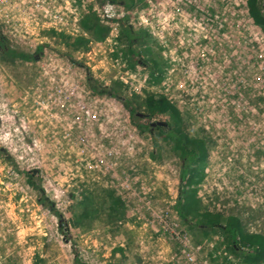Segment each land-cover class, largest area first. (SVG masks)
<instances>
[{"label": "rangeland", "instance_id": "374dc122", "mask_svg": "<svg viewBox=\"0 0 264 264\" xmlns=\"http://www.w3.org/2000/svg\"><path fill=\"white\" fill-rule=\"evenodd\" d=\"M45 1L46 26L60 18L72 28L75 16L80 25L93 15L108 33L103 41L84 30L46 33L45 48L30 61L0 50V264H76L75 255L81 264H246L239 252L248 247L236 254L219 229L208 235L179 216L187 191L180 161L160 132L146 129L169 119L145 117L140 107L147 93L167 94L185 133L207 145V159L192 165L205 170L190 196L212 213L237 217L245 232L264 235V38L246 0H208L209 17L187 8L180 15L169 7L175 0H134L132 8L117 1L112 20L98 12L113 5L108 0ZM121 24L145 39L129 47ZM203 36L198 53L219 93L185 96L182 67L171 59L187 51L200 66L187 40ZM77 38L88 46L71 48ZM147 47L163 68L157 85ZM234 73L238 81L224 85ZM89 77L104 87L121 83L123 102L93 90ZM126 102L140 116H131ZM107 190L125 204L118 220L108 214ZM85 197L94 209L88 218L80 216Z\"/></svg>", "mask_w": 264, "mask_h": 264}, {"label": "trees", "instance_id": "16d2710c", "mask_svg": "<svg viewBox=\"0 0 264 264\" xmlns=\"http://www.w3.org/2000/svg\"><path fill=\"white\" fill-rule=\"evenodd\" d=\"M110 2H121L127 8H132L135 4L134 0H109ZM247 9L250 18L253 20L254 24L264 33V11L261 5V0H246ZM82 30L88 32L91 39L95 41H103L106 34L108 33L107 28L99 26L98 22L94 19L93 15L84 17L80 22ZM121 32L128 43L129 47H132L134 43L139 40L145 39L144 36H138L132 27H128L125 24H121ZM61 38H64L60 35ZM147 40L149 36L147 35ZM70 39V38H64ZM89 40L84 38H77L73 41L70 46L71 48H76L79 46H88ZM0 50L6 58L19 59L23 61L36 60L39 54L42 52V48L39 47L34 54H25L18 50L9 48L7 42L1 38L0 40ZM130 53L132 51L130 50ZM145 55L148 57V61L151 64L149 66L150 80L156 84L160 83L163 68L159 57H154L152 50L147 47L144 51ZM136 63V62H134ZM146 64V61L142 62ZM131 66V64H130ZM133 68V66H131ZM158 75V76H156ZM88 83H93L92 89L96 90L99 94H105L110 98L119 100L123 102V97L121 96L122 84L114 82L108 87L98 85L97 82L89 77ZM136 101L139 104L140 97H136ZM131 116L136 112L135 108L131 107L129 102L125 103ZM141 108L145 107V111L148 117H158L166 116L169 121H166L169 130H171L167 135L164 136V140H170L167 142L173 143V150L180 156L183 160L184 169L181 172V181L186 182V186L191 188L197 186L202 180L204 175V170H193L191 173L188 168V163L192 165L200 160H205L206 153L203 148L204 141L197 138L191 139L186 133H184V121L181 113L175 108V106L168 101V99L163 94H153L147 93L145 98L141 101ZM160 129V128H158ZM164 132L163 129H160ZM164 135V134H162ZM161 136V135H160ZM185 191V201L183 206L181 205V193L177 206V212L179 216L188 222L195 220L200 229L208 234L209 231L214 229H219L224 237V243L229 245L230 250L236 254L240 251V247H248L246 252H239V255L243 258L246 264H261L264 263V235L262 234H250L244 231V226L241 220L237 217L229 216L225 217L219 213H212L205 209L201 203L190 196V191ZM107 211L109 216L113 219L118 220L124 214L125 204L117 197L112 191L107 190L105 192ZM92 198L85 197L82 206L83 211L80 213L81 217H91L94 209L91 208ZM53 207V205L51 206ZM54 215L59 216L55 210ZM60 217V216H59ZM209 235V234H208ZM76 264H81L75 255Z\"/></svg>", "mask_w": 264, "mask_h": 264}, {"label": "built area", "instance_id": "2783aa9c", "mask_svg": "<svg viewBox=\"0 0 264 264\" xmlns=\"http://www.w3.org/2000/svg\"><path fill=\"white\" fill-rule=\"evenodd\" d=\"M207 1L208 0H175V3H177L178 6H174V4L171 3L169 7L175 12L181 11L180 15L184 14L185 10L183 9L187 8L189 10L188 15L191 16L201 15V16L209 17V14L205 9ZM45 4H46L45 0H0V38H2L1 36H3L6 39V41L9 42L10 46L16 49L34 50L39 47L45 48L44 43L46 41V33H54V34L61 33V32H57V31H61L59 30V28H52V26L50 25L46 26L45 20L41 18L42 13L44 12L46 13ZM115 6H116L115 4L110 5L107 3V5L101 6V10H99L98 12L103 11L106 14V17L112 20L111 11L115 13V11L112 10ZM96 9H100V8H96ZM120 10H121L120 17H124L127 12L125 13L124 12L125 9L123 8H120ZM245 10L247 15H249L246 3H245ZM134 12L136 11H133V13ZM215 18H218V16L215 15ZM77 19H78L77 16H75L73 20L74 23L71 24L72 28H70V26L67 25L68 28L67 32L74 33L78 31H82L79 33L83 35L85 32L82 30L81 26L77 23ZM201 20H203V18H201ZM54 22H66V21L60 18L59 19L53 18V23ZM251 22L254 24L252 19ZM237 27H239V25H237ZM47 35L50 36L49 34ZM73 35L74 34H71V37H73ZM110 35L112 38V34ZM262 35L263 36L261 38L263 39L264 33ZM204 39H207V37L203 36V38H199V39L194 38V42H191V39L187 40V45L195 49V50H191V52L199 56L201 63L200 66H198L197 63L193 64V61L191 59H188L187 51H185L183 55H181V57L177 59L174 58L171 59V61H175L177 65L182 67L180 71H181V75L183 76V80L185 81L180 82L178 86L181 87V90L183 91V94L185 96H189V97L197 96L203 98L206 96H213L219 93L217 88L214 87L215 82H212L210 70H208L206 67V65L208 64L207 61L203 59L202 56L198 53L199 43L204 42ZM255 41H257L258 43V38H255ZM263 64H264V60H263ZM261 67L264 69L263 66ZM227 75L228 76L225 79L224 85L229 86V80H231L232 78H234L235 81H238V78L235 77L236 73H234L233 76L230 74ZM147 79H148L147 77H144L143 79L144 82ZM241 81L243 83L244 80ZM153 87L154 86H151V88ZM164 95L167 96V94ZM236 95L239 96L240 93H236ZM188 106H189L188 108L189 113L195 114L196 110L193 107L194 104H192L189 101L187 103V107Z\"/></svg>", "mask_w": 264, "mask_h": 264}, {"label": "flooded vegetation", "instance_id": "af4514ba", "mask_svg": "<svg viewBox=\"0 0 264 264\" xmlns=\"http://www.w3.org/2000/svg\"><path fill=\"white\" fill-rule=\"evenodd\" d=\"M144 110H145V107L143 108ZM140 116L137 112H135L134 113V116ZM145 117H148L147 116V114H145L144 115ZM157 122H160V121H157ZM151 123H154V122H149L148 123V125H147V131H148V133L149 134H154L155 132H160L161 133V136H160V142H164V143H167V144H170V148L172 149V152L175 154V156L177 157V159L180 161V175H181V172L183 171V169H184V165H183V160L182 159H180V156L177 154V153H175V151L173 150V143L172 142H167V141H170V140H164L163 138H164V136L165 135H167L171 130H169V127L167 126V124H166V126H160V125H156L155 127H151L150 126V124ZM156 123V122H155ZM185 127H186V124L184 123V133H185ZM158 128H160V129H163L164 130V132H162L160 129H158ZM162 134H164V135H162ZM187 135V134H186ZM189 138H191V139H194V137L193 136H189V135H187ZM206 147H207V145H203V148L205 149V153H206ZM207 158L205 157V160H206ZM188 168L190 169V171H191V173L193 172V170H195V168L194 167H192V164L189 162L188 163ZM180 182L181 183H183V181H181V178H180ZM185 189L186 190H189L190 189V187H188V186H186L185 187ZM191 196H192V194H191ZM194 197V196H193Z\"/></svg>", "mask_w": 264, "mask_h": 264}, {"label": "bare ground", "instance_id": "6f19581e", "mask_svg": "<svg viewBox=\"0 0 264 264\" xmlns=\"http://www.w3.org/2000/svg\"><path fill=\"white\" fill-rule=\"evenodd\" d=\"M52 28H59L61 33H66L68 30L66 22H54Z\"/></svg>", "mask_w": 264, "mask_h": 264}, {"label": "water", "instance_id": "95a60500", "mask_svg": "<svg viewBox=\"0 0 264 264\" xmlns=\"http://www.w3.org/2000/svg\"><path fill=\"white\" fill-rule=\"evenodd\" d=\"M156 125H160V126H166V123L165 122H162V121H160V122H154V123H151L150 124V126L151 127H155Z\"/></svg>", "mask_w": 264, "mask_h": 264}, {"label": "clouds", "instance_id": "9594fccd", "mask_svg": "<svg viewBox=\"0 0 264 264\" xmlns=\"http://www.w3.org/2000/svg\"><path fill=\"white\" fill-rule=\"evenodd\" d=\"M108 2H110L109 0H108ZM110 3H112V2H110ZM112 4H114V3H112ZM137 33V32H136ZM5 41H6V39L5 38H3ZM1 40V39H0ZM7 42V41H6ZM7 45L8 46H10V44H9V42H7ZM42 49H43V47H41ZM13 49V48H12ZM38 49V48H37ZM162 122H164V121H162ZM166 123V122H165ZM167 124V123H166ZM188 222V221H187ZM221 238H222V243H224V237L223 236H221ZM225 244V243H224Z\"/></svg>", "mask_w": 264, "mask_h": 264}]
</instances>
